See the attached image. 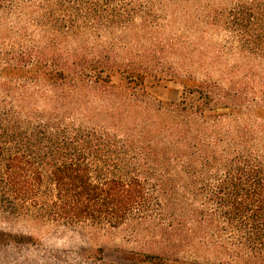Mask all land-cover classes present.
Masks as SVG:
<instances>
[{
    "label": "trees",
    "instance_id": "obj_1",
    "mask_svg": "<svg viewBox=\"0 0 264 264\" xmlns=\"http://www.w3.org/2000/svg\"><path fill=\"white\" fill-rule=\"evenodd\" d=\"M171 1L198 0H0V225H45L97 247L82 263L28 264H115L100 243L118 237L132 264H264L263 91L245 107L240 93L191 87L168 108L132 104L99 127L58 90L111 83L114 53L155 33L150 8ZM222 1L226 26L262 64L264 0ZM263 73L247 76L253 91ZM32 246L0 230V255Z\"/></svg>",
    "mask_w": 264,
    "mask_h": 264
},
{
    "label": "rangeland",
    "instance_id": "obj_2",
    "mask_svg": "<svg viewBox=\"0 0 264 264\" xmlns=\"http://www.w3.org/2000/svg\"><path fill=\"white\" fill-rule=\"evenodd\" d=\"M178 4L173 1L164 7L153 4L148 32L152 29L155 33L150 32L147 38L141 33L134 39L142 42H134L129 49H119L124 51L121 54L114 53L118 64L114 65L111 83L69 81L59 84L58 90L65 91L67 98L83 100V111L77 113L78 116H88L90 123L102 127L110 123V115L124 112L132 104L138 108L136 112L165 109L180 102L184 89L201 85L214 92L229 93L230 98L240 93L242 98L250 101L245 107L264 96L259 93L264 92V86L259 85L253 91V85L247 79L257 67H264V62L260 64L257 58L244 53L241 37L226 26L223 11L231 7V1L198 0L186 7H178ZM125 40L133 45L131 37ZM245 49L252 53L249 48ZM134 59L137 70H130L129 62ZM148 60L152 63L150 68L144 66ZM146 113L152 114L151 111ZM0 230L9 235L11 241L22 239L36 245L26 251L21 248L17 252L14 250L10 257L2 253L1 257H8L7 264H15L18 260L22 264L41 260L60 261L63 256L67 261L75 256L82 263L79 255L97 249L85 243L80 235L57 231L45 225H0ZM100 245L105 247L108 263L132 264L138 261L120 237L111 243L104 239Z\"/></svg>",
    "mask_w": 264,
    "mask_h": 264
}]
</instances>
